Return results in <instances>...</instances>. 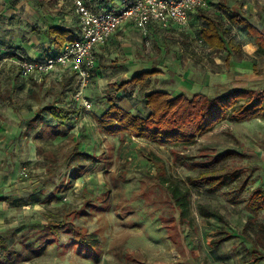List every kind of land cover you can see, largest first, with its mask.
<instances>
[{
  "label": "rangeland",
  "instance_id": "obj_1",
  "mask_svg": "<svg viewBox=\"0 0 264 264\" xmlns=\"http://www.w3.org/2000/svg\"><path fill=\"white\" fill-rule=\"evenodd\" d=\"M13 1L0 0V34L8 32L10 38H23L27 42L32 40L31 46H34V49L49 50L42 30L44 25L48 27L53 22L58 12H63L66 17H69L70 13L73 14L72 0H56L54 3L43 4L38 1L36 9L31 6V2L35 0H25L29 5L26 12L23 7L15 8ZM235 1L227 0V4L231 5ZM248 1L261 6L264 16V0ZM23 4L25 6V3ZM115 5L118 6L119 2H115ZM258 17L257 21L262 19L260 15ZM59 24L65 22L61 20ZM202 24V21L193 20L188 30L172 36L149 35L148 38H142L144 36L141 33L134 32L129 34L128 38L119 39L101 58L100 69L103 71L100 72V77L106 80L103 84L121 82L143 69H159L161 75L147 79L146 87L127 86L122 94L120 92V95L115 97L126 98L132 104L133 111L141 115L145 114L142 95L145 90L152 88L172 91L173 94L182 91L188 96L197 91L215 96L236 87L255 90L264 88V77L257 73L258 70L264 71V59H254L247 53L250 52V48L245 47L248 39L241 37V29L231 28L224 33L226 37L234 36L240 45V49L233 51L229 63H226L227 52L213 53L204 46L199 33ZM254 61L258 62V69L253 70ZM16 76L15 65L1 60L0 145L8 150L6 154L9 156L16 154L14 150L17 144L10 136H13L17 127L5 109L10 112V108L16 110L35 105L41 110L55 101L72 99L74 92L69 89L68 95L60 96L61 86H25L26 82ZM107 90L98 89V86L90 87L86 91V98L90 101L99 100L104 96L106 98ZM68 125L69 122L60 126L58 124V127L62 131H68ZM49 135L50 129L46 126L39 136L40 141L44 143ZM101 144L100 141L99 145ZM135 145H139V148H135L136 151L141 148L146 151L149 148L148 145L140 143ZM135 145L131 144V148ZM107 146L111 147L108 155H100L102 161L94 167L96 172L91 177L92 187H89L92 193L86 191L89 195H95L92 204L86 207L84 213L65 215V220L72 222L73 226L71 229L66 227L62 230L58 238L39 243V235L48 216L60 214L67 206L76 210L81 208L84 197L82 192L71 193L68 187L62 190L65 192L61 191L62 193L51 197L52 200L48 201V204L39 207L32 203H27L25 207L19 203L13 208L0 207V226L3 225L0 230L5 232L10 249L19 252L20 258L23 259L17 264H255L250 258L251 245L242 236L241 226L246 215L245 202L249 190L258 184L264 191V121L247 120L239 123L222 120L211 130L196 137L195 142L187 148H162L156 144L151 145L166 164L171 180L190 189L189 208L194 217V227L183 226L181 230L185 255L167 239L166 231L158 217V214L163 210L167 211V208L164 203L158 201L159 194H152V200L143 194L144 186L151 183L150 178L144 174L147 168L144 158L136 154L128 160L124 157V149L116 150L118 153L113 155L110 151H114L115 147L109 143ZM66 148L63 144L54 147L59 161L69 159ZM223 151H236L238 155L217 158ZM4 160L8 165L5 157ZM43 162L40 161L38 165ZM15 164L19 167V179L26 181V186L20 187L24 192L14 194L13 199L31 194L36 183L44 186L41 192H46L53 187L51 181L60 182V175L64 172L66 174V169L59 171L60 175L55 173L56 167L55 170L50 169L49 174L47 163L45 171L42 169L29 173L26 168L28 176L24 178L21 169L27 164L22 161H15ZM123 169L127 171L125 175ZM230 170L235 171L234 177L227 175L223 186L219 188L192 185L188 182L189 177L201 171ZM97 171L98 177L95 176ZM27 182H30L29 186ZM47 185L50 187H46ZM61 185L66 188L69 182H63ZM85 195L89 198L88 194ZM200 204L215 207L223 214L228 221L225 228L233 234L231 239L217 246L211 243L220 227L224 226L214 216L204 220L195 215ZM27 226L30 227L27 229L30 233L25 230L20 235L9 229ZM257 264H264V259Z\"/></svg>",
  "mask_w": 264,
  "mask_h": 264
},
{
  "label": "crops",
  "instance_id": "obj_2",
  "mask_svg": "<svg viewBox=\"0 0 264 264\" xmlns=\"http://www.w3.org/2000/svg\"><path fill=\"white\" fill-rule=\"evenodd\" d=\"M13 1V0H12ZM25 1V0H24ZM258 2L260 0H257ZM14 2V7H23V10L26 12L27 9L29 8L28 3L23 0H15ZM115 2H119V5L123 2V0H107L106 2L103 3V7L105 6H110V5H115ZM245 2V3H244ZM25 3V6H23ZM38 0H35V2H31V6H33V9L38 8ZM72 3V13L74 14H69V17L64 14L63 16H57L53 20L51 24L44 25V30H42V36L43 38L47 39L48 41V47L49 50L43 49H34V46H31L32 40L31 41H24L23 38H10V33L4 32L0 34V61L4 60L5 58L7 59H14L18 54L25 55L30 58H36L44 55H49L53 54L57 51L56 46L50 41L49 38H47L45 32L46 30L51 27V26H63L65 28H69L73 31L74 33V26H76L77 23V15L75 13L74 5ZM14 8V9H15ZM29 10V9H28ZM215 18L220 22V34L222 35V38L225 40V42H228L230 39H232L235 43V47L232 48L231 45H227L226 48L224 49H219V48H212L206 42L204 41L202 34H201V29L203 26H206V20L200 16L201 13ZM231 13H236L237 15L239 14L242 18L246 19L248 23H250L251 26L256 28L258 31H261L264 33V16H263V8L259 6L258 4H251L249 3L248 0H236L233 4L228 5L227 0H212L211 1V6L207 9L203 10H198L194 13H192L189 17L188 24L182 28H170V29H159V28H151L146 37L142 38H148V36H154V37H163L166 35L172 36V35H177L179 32L183 30H188L190 28V23L195 20L196 22H201L202 21V26L200 28V38L202 39V42L204 46L213 53H220V52H227V55L225 57V62L229 63L231 59V55L233 51H237L240 49V45L238 42L234 39V36H228L224 35V33L230 31L231 28H238L241 29V37L242 38H247V42L245 44V47L250 48L249 53L250 56H252L254 59H259L262 58L264 59V55L258 54L256 52L257 50V45L253 41V37L250 36L247 33V27L243 25L242 23H232L230 21V14ZM261 16V20L257 21L256 18H259L258 16ZM74 16V17H73ZM62 18V19H61ZM63 20L65 24H59L60 21ZM224 21L226 23H224ZM44 31V33H43ZM133 31V32H132ZM138 32L141 33V31L137 28L132 23H124L122 24L109 38V40L106 43H103L101 45L96 46L95 52L97 56V65L95 68V73L94 77L92 78V81L88 86L84 89V96L87 97L86 91L90 87H96L98 86V89H108L107 91H111V86L108 84H103V81H106L103 79V77H100V72L103 70L100 69L101 67V58L106 54V50L113 46L119 39L121 38H128L129 34ZM239 37V36H238ZM47 47V48H48ZM31 48V49H30ZM5 61V60H4ZM253 70L258 69V62L254 61L252 63ZM149 69H156L158 73L154 74L156 75H161V71L157 68H149ZM148 70V69H143L141 71ZM139 71V72H141ZM257 71V70H256ZM136 72L135 74L139 73ZM261 74L262 77H264V71L258 72ZM12 74V73H11ZM13 75V74H12ZM134 75V74H133ZM131 75V76H133ZM153 75V76H154ZM15 77V75H13ZM130 76V77H131ZM129 77V78H130ZM16 78H19L20 80L26 82L25 86H29L30 84L37 85V86H42V87H48L49 85H58L61 86L63 84H68L70 85L69 89H73V98L70 100H59L55 101L54 103H51L57 107H63L66 109H70L71 113L69 114V117L65 120L60 121V124H65L67 122L70 123L68 125L69 129L68 131H62L59 127L58 124L55 127L53 126V123L55 122L54 119L49 115V113L43 108L39 110L37 106L32 105L30 107H21L16 110L10 108V112L8 109H5V111L9 114L10 117L13 118V120L16 122V127L17 129L14 130L13 136H10L11 139L14 140V143L17 144L15 147L16 150H14L16 154H13L9 156V154H6V149L2 148L0 145V207H4L6 209L13 208L14 205L17 203L20 204V206L25 207L27 203H32L34 206H40L44 204H48V201H51V197L55 196L58 193H62L65 191H62L63 189H67L70 187L68 190L71 191V193H81L83 194V201L81 203V208L78 210L76 209H70L67 206L66 210L61 212L58 215L53 214L52 216H48V219L46 220H61L62 218H65V215L73 214V213H84L83 211L86 209L87 206H90L92 204V199H94L95 195H89L86 191H91L89 187H92V182H91V177L94 175L96 172V169H94L95 165H99V162L102 161L100 158V155H108L109 148L107 145H113L115 147L114 151L113 149L110 151L112 152L113 155L117 154L118 151L116 150H123L124 149V157L126 159L130 160L132 157H135L136 154H139L140 157H143L144 160L146 161L147 168L144 171V174L146 177L150 178L151 183H147V188L151 187V184L153 183L154 179L156 178L158 174V169H157V164L155 163L156 161H152L149 159L148 154L150 152H153L155 156L163 162V160L158 156L157 151L154 150V148L151 146L152 142H148L142 138L139 137H134V136H125L123 137V141L120 140L118 135H109L106 133L102 126L99 123V118L102 116V114L106 111L108 107L107 103V97L101 98L99 100H91L92 106L90 109H84L80 102L74 98V93H75V79L73 78H67L65 79L62 83L56 84L53 82H44V83H36L30 79L20 77L18 74ZM127 78V79H129ZM125 79V80H127ZM149 79V78H147ZM146 79V81H147ZM123 80V81H125ZM122 82V81H121ZM121 82H112V83H121ZM106 83V82H104ZM111 83V84H112ZM104 85V86H103ZM237 88V87H236ZM65 89L64 93L61 95V92L59 93L60 96H65L68 95V90ZM148 89V88H147ZM155 90H161L164 92H167L171 97H174L178 94H185L182 91H179L176 94H173V92L164 90V89H148L142 95V104H143V111L145 114L149 112V108L145 105L144 97L149 94L152 91ZM120 92H124V90H120L116 93L115 97H118L120 95ZM203 94H206L203 91H197ZM195 92V93H197ZM193 93V94H195ZM107 94V92H106ZM192 94V95H193ZM186 95V94H185ZM208 95V94H206ZM188 96V95H186ZM191 96V95H190ZM115 104L120 107L121 109L125 111L132 112L134 114H139L135 111H133L132 104L130 101H128L126 98H121V99H114ZM38 109V110H37ZM40 115V117H39ZM141 115V114H139ZM41 120V121H40ZM249 120H257V121H264V118H253ZM247 121V120H245ZM241 121V122H245ZM240 123V122H239ZM48 127L50 129V135L48 136V139L42 143L40 141L39 136L44 132L45 127ZM102 131V133H100ZM2 140H0L1 142ZM102 142L101 145H99V142ZM2 143V142H1ZM43 146H42V144ZM135 143H140L143 145H148L149 148L145 151L142 148L138 151L135 150V148H139V145H135ZM63 144V146H66V153L69 157L68 160L65 161H59L56 152L54 151V147H57L59 145ZM131 144L135 145L134 148H131ZM157 145V144H156ZM159 147H164L161 145H157ZM95 149H98L99 151L97 152ZM42 150V151H40ZM133 150V151H132ZM130 151V152H129ZM236 152V151H234ZM79 153H84L86 154L85 157L79 155ZM238 154V152H236ZM122 156V153H120ZM4 157L7 159L8 165L5 163ZM100 158V159H99ZM15 161H22L27 164V166H23L22 168H27L29 173H35L37 170H44L45 167L48 163V171L49 174H51L50 169H54L56 167V172L59 174V171H65L66 169V174L65 172L60 175V182H53L51 181V189L47 190L46 192H41V189L44 188L42 185H38L37 183L35 184V188L32 190L31 194L24 198H17L13 199V195L16 193H21L24 192V189H21L22 187L26 186V181H23L22 179H19L18 174L19 172V167L18 165L15 164ZM40 161H44L42 165H38ZM78 166L79 168V173H73L74 167L76 168ZM66 167V168H65ZM124 167V166H123ZM163 167L165 170V175L168 177L170 180V176L168 175V169L166 164L163 162ZM125 168V167H124ZM123 175L127 173L124 169ZM202 172V171H201ZM200 173V172H199ZM198 173V174H199ZM197 174V175H198ZM98 171L95 176L98 177ZM195 175V176H197ZM191 176V177H195ZM23 177V176H22ZM53 177V176H52ZM27 178V177H24ZM188 178V177H187ZM172 181V180H171ZM226 181V180H225ZM224 181V182H225ZM67 183L69 182V185L66 188H62V183ZM174 182V181H172ZM28 186L30 182H27ZM49 183V181H47ZM191 184V183H190ZM224 184V183H223ZM220 185L219 187L223 186ZM192 185H208V184H192ZM212 188H219L215 186H210ZM21 187V188H20ZM46 187H50L47 185ZM262 187L260 185H256L254 188ZM187 188V187H186ZM252 188L251 190H253ZM87 189V190H86ZM89 189V190H88ZM189 189V188H188ZM248 192V197L245 202V209H246V215L243 221V224L241 226V234L242 236L250 243L251 248H250V258L253 260L255 264H257L261 259H264V208L260 209L258 211H252L248 205V200H249V193ZM62 191V192H61ZM263 191V189H262ZM190 192V189H189ZM264 192V191H263ZM53 193V195H52ZM92 193V191H91ZM88 194L89 198H86ZM154 194V193H153ZM159 198L162 197L161 194H164L163 197L166 196L165 193L160 192ZM190 195V193H189ZM23 197V196H22ZM151 200L152 198L148 196ZM20 199V200H19ZM19 200V201H18ZM190 204V202H189ZM15 205V206H16ZM204 205L210 209V212L208 213H201L199 211V206ZM198 205L197 212H195V215H199L202 217L204 220H208L209 217L214 216L216 217L224 227H220V229L217 231L216 237L211 240V243L213 245H219L223 242L228 241L233 237V234L230 230L225 228V225L228 224V221L226 218H224L223 214L215 207L209 206L207 204H200ZM81 210V212H80ZM167 211H162L158 214V217L162 223L163 228L166 231L167 234V239L177 246L179 248V251L181 254L185 255V248L183 247V242H182V237H181V230L183 226L186 227H194V217L190 213V208L189 211L187 212V221L184 222L180 219V214L178 211H174L171 215ZM2 215V214H1ZM1 217V216H0ZM4 217V216H2ZM59 218V219H58ZM248 218H253L257 221L255 225H252L251 227H245ZM4 219V218H3ZM1 222V221H0ZM45 222V224H46ZM44 225V224H43ZM0 227H3L1 225ZM44 228V226H43ZM262 229L263 234L260 235V239L258 236L256 237L255 231L257 229ZM10 231H14L17 235H20L25 232V230L30 229V227L26 228H9ZM27 233H30L28 230L26 231ZM0 233L4 234L5 232L0 230ZM5 235V234H4ZM6 237V236H5ZM257 239V240H256ZM256 240V241H255ZM6 242L8 243L7 239ZM262 242V243H261ZM24 243V242H22ZM27 243V241L25 242ZM21 244V242H20ZM32 244V241L30 242ZM10 247V246H9ZM26 248L28 246H25ZM31 249V248H28Z\"/></svg>",
  "mask_w": 264,
  "mask_h": 264
},
{
  "label": "trees",
  "instance_id": "obj_3",
  "mask_svg": "<svg viewBox=\"0 0 264 264\" xmlns=\"http://www.w3.org/2000/svg\"><path fill=\"white\" fill-rule=\"evenodd\" d=\"M38 1L41 4L56 2V0ZM93 1L98 6H102L107 0ZM57 14L59 16L64 15L63 12H58ZM200 16L206 20V26L201 29V34L206 44L212 48L219 49H224L227 45H231L232 48L235 47L232 39L225 42L222 38L219 32L221 26L218 20L203 13ZM230 21L245 25L247 33L253 37V41L257 45L256 52L264 55V33L251 26L239 14L231 13ZM45 34L57 49L65 42L73 41L76 38L75 33L71 29L63 26H51L46 30ZM156 73H158L156 69H148L134 74L121 83L110 84L111 91L107 92L108 107L98 120L106 133L118 135L122 141L125 136H134L164 147L181 146L182 148H187L195 142L196 137L211 130L222 120L228 119L233 122H241L253 118H264V88L255 90L254 88L241 87L215 96L197 92L191 96L181 93L174 97H171L167 92L155 90L144 97L145 105L149 108V112L144 115L125 111L115 104L114 99L118 91L124 90L127 86L135 85L144 88L147 86L146 79ZM69 87L70 85L63 84L61 95ZM43 110L47 111L54 119L55 122L52 127L67 119L71 113L70 109L57 107L53 104L44 107ZM79 155L86 156L84 153H79ZM230 155L238 154L234 151H223L218 154L217 158L224 159ZM148 157L152 161H156L158 174L155 176L156 178L150 188H147V185L144 186L143 194L151 197L153 193L156 195L160 192L165 193V197H160L157 200L160 203H164L167 212L170 213L169 215L174 211H178L180 219L186 222L187 212L189 211V189L182 187L177 182H172L166 177L163 162L153 152H150ZM78 168V166L74 167L72 172L74 174L79 173ZM227 175L232 178L235 175V171H202L195 177H189L188 182L219 187L224 183ZM248 205L252 211L264 208V192L260 187L250 191ZM199 211L208 213L210 209L200 205ZM68 221L65 218L47 221L41 235H39L41 241L39 243L42 244L47 239L51 240L54 237L58 238L61 231L66 229V227L71 229L73 226L72 222ZM255 223H257L255 219L248 218L245 227H251ZM261 233L263 234L262 229L258 228L255 231L256 237L258 236L260 239ZM22 260L19 252L11 250L6 242L5 235L0 233V264H17Z\"/></svg>",
  "mask_w": 264,
  "mask_h": 264
},
{
  "label": "built area",
  "instance_id": "obj_4",
  "mask_svg": "<svg viewBox=\"0 0 264 264\" xmlns=\"http://www.w3.org/2000/svg\"><path fill=\"white\" fill-rule=\"evenodd\" d=\"M212 0H123L116 6H98L93 0H72L77 23L76 38L65 42L53 54L30 58L18 54L7 59L20 77L36 83H62L67 78L75 79L74 98L84 109L92 102L83 92L91 83L97 65L95 48L106 43L124 23H132L145 37L155 27L159 29L182 28L188 24L192 13L207 9ZM24 177L26 168L21 169Z\"/></svg>",
  "mask_w": 264,
  "mask_h": 264
}]
</instances>
